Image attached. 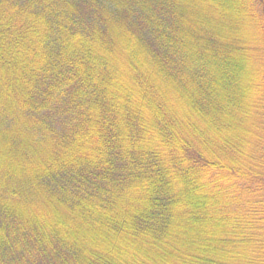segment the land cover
Returning a JSON list of instances; mask_svg holds the SVG:
<instances>
[{
  "label": "trees",
  "instance_id": "16d2710c",
  "mask_svg": "<svg viewBox=\"0 0 264 264\" xmlns=\"http://www.w3.org/2000/svg\"><path fill=\"white\" fill-rule=\"evenodd\" d=\"M0 264H264V0H0Z\"/></svg>",
  "mask_w": 264,
  "mask_h": 264
}]
</instances>
